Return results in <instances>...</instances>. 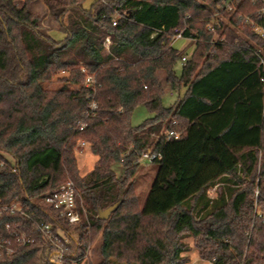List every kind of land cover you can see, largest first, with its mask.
Listing matches in <instances>:
<instances>
[{
  "label": "trees",
  "instance_id": "16d2710c",
  "mask_svg": "<svg viewBox=\"0 0 264 264\" xmlns=\"http://www.w3.org/2000/svg\"><path fill=\"white\" fill-rule=\"evenodd\" d=\"M85 2L45 0L65 34L58 41L30 0L21 9L0 0V237L14 250L0 264H56L45 256L50 241L40 223L70 239L61 264H187V236L213 264H264V38L250 25L264 29V0H236L231 19L244 23L245 37L229 30L216 42L221 24L210 29L213 14L197 0ZM179 30L197 43L177 76ZM162 72L173 91L186 89L168 108ZM61 73L59 88L45 87ZM139 105L153 116L135 126ZM81 141L97 157L86 176ZM149 150L160 158L141 208L132 178ZM69 182L82 212L76 225L46 203ZM118 201L101 220L99 211ZM96 232L100 261L87 263Z\"/></svg>",
  "mask_w": 264,
  "mask_h": 264
},
{
  "label": "rangeland",
  "instance_id": "374dc122",
  "mask_svg": "<svg viewBox=\"0 0 264 264\" xmlns=\"http://www.w3.org/2000/svg\"><path fill=\"white\" fill-rule=\"evenodd\" d=\"M95 1L96 0H87V2H85L84 4L85 8H90L91 4L94 3ZM238 1L240 0H237V2ZM26 2L27 0H22L21 5H25ZM197 2L200 4H203L213 14V20H212V23L210 24V29L214 30L213 26H216L217 24H221V28L219 30L216 29L214 31V36L212 39L213 42L225 41L227 32L229 30L234 31L238 36L245 37L242 32V27L244 26V23L242 22L241 26H238V25H235L233 20L231 19L234 16L233 14L236 12V7H237L236 0H229V1L226 0L224 1V3L219 2L215 6L211 4L212 0H197ZM30 5H31L32 10L36 14L41 16V25H42L43 30L45 32L50 33V35L55 40L60 41L64 39L65 34L61 31L60 24L50 14V11L45 3V0H30ZM236 16H238V18H243L244 16L245 21L248 24V21H247L248 16L245 17V15H243V13H240V12L237 13ZM72 20H74L72 13H67L64 17L65 24L69 25ZM250 25L253 27L252 28L253 31L258 32L257 27L254 22L251 23L250 21ZM185 26L187 25L185 24ZM250 42L258 50L262 51V49H260L261 47L256 45L255 42H252V41ZM196 43H197V40L195 39L187 40L185 38L173 41L174 47L177 48L179 51H183L185 54L184 56H187L188 58L194 51ZM182 67H183L182 60L178 61V63L175 66V71H176L177 76L181 75ZM64 75H67V73L66 74L61 73L53 77V79L50 82L45 84V87L51 88V89L59 88L62 85V82H60L59 78ZM159 77L161 81L163 82V86H164V94L162 96L163 106L166 108L171 107L180 99L181 96L183 97L182 95L183 91L182 90L173 91L171 87L165 82L164 72L160 73ZM152 116L153 114H151L148 111L145 105H139L132 112L131 122L133 125L137 126ZM77 157H78V163H79V167L81 170V174L83 176L88 175L94 169L96 161H97V157L92 154V152L87 146L83 149L82 152H77ZM113 167H114V170L117 172V174L122 173V167L119 163L115 164ZM157 171H158V165L149 163L148 161H143L142 163L140 162L139 169L137 170V173L135 174V176L132 178L135 193L138 196L139 204L141 208H143L144 205L146 204L148 194L155 180ZM220 188L221 187L219 185L214 186L213 188L209 190V195L212 196L213 198L217 197L220 191ZM78 208L80 209L79 204H78ZM83 213L86 214L85 209H83ZM81 218H82V212H81ZM72 234H74V236H77L76 233L73 231H72ZM54 235L56 236V238L54 239L53 243L56 244V246L58 245L60 248H64L66 252H68L70 250L69 246L71 245L70 239L65 235L63 231H60V230L58 231L57 234L54 232ZM93 236L94 238H93L92 243L90 244V249L87 253V259L85 260L87 261V263L88 261L94 262V263H97L100 261L99 247H100V242H101V232H96L93 234ZM183 242L189 248L188 251H186L183 254V256H185L189 260L187 264H213L212 262L204 260L200 257L199 251L195 246V239L193 237L187 236L183 239ZM47 250L46 252H48Z\"/></svg>",
  "mask_w": 264,
  "mask_h": 264
},
{
  "label": "built area",
  "instance_id": "2783aa9c",
  "mask_svg": "<svg viewBox=\"0 0 264 264\" xmlns=\"http://www.w3.org/2000/svg\"><path fill=\"white\" fill-rule=\"evenodd\" d=\"M14 4L17 8L21 9L23 8L24 5H21L22 0H13ZM114 24H116L114 22ZM257 27L258 33L261 35V37L264 38V29H262L259 26ZM185 38L183 36L182 30L177 31V34L174 37V40L178 39H183ZM189 39V38H185ZM192 40V39H189ZM110 45L111 41L110 38H106L104 42V52L109 54L110 53ZM188 59L187 56H184L182 58V61H186ZM95 84V78L93 75L88 74L85 80V85L86 86H92ZM97 107V104L93 102L91 104V108L95 109ZM82 129V128H81ZM169 136H175L178 137L179 134H176L174 132H170L168 134ZM80 150L79 152H82L83 149L86 147V143L84 141H81L79 144ZM160 158V156L156 153H153L151 150H149L147 153H145L141 158L140 162L142 163L143 161H148L149 163H152L154 159ZM213 198V197H212ZM46 202L52 206L54 209L60 212V214L68 220L70 224L76 225L80 223L81 221V211L78 208L77 200H76V194H75V187L72 182L67 183L66 185H63L57 192L54 194L50 195L47 199ZM10 209L13 211H22V207L17 204L13 203L10 206ZM38 230L44 234V236L50 241V245L48 244V252H46L45 256L47 260L51 263H56V264H61L65 258L66 255V250L64 248H60L58 245L53 243L54 239L56 236L54 233L51 231V227L46 224H39L38 225ZM19 239L23 240L26 242V237L24 234H21ZM14 252V250L9 247L8 242L3 238L0 237V257H2L4 254L10 255Z\"/></svg>",
  "mask_w": 264,
  "mask_h": 264
},
{
  "label": "water",
  "instance_id": "95a60500",
  "mask_svg": "<svg viewBox=\"0 0 264 264\" xmlns=\"http://www.w3.org/2000/svg\"><path fill=\"white\" fill-rule=\"evenodd\" d=\"M121 201L116 202L114 205L108 207L105 210H100L99 211V218L101 220H107L110 218V216L117 210V208L119 207Z\"/></svg>",
  "mask_w": 264,
  "mask_h": 264
},
{
  "label": "crops",
  "instance_id": "0c3cea01",
  "mask_svg": "<svg viewBox=\"0 0 264 264\" xmlns=\"http://www.w3.org/2000/svg\"><path fill=\"white\" fill-rule=\"evenodd\" d=\"M164 79H165V77H164ZM182 91H183V96H184V94H185V91H186V89H182ZM180 97V96H179ZM182 98V96L180 97V99Z\"/></svg>",
  "mask_w": 264,
  "mask_h": 264
}]
</instances>
